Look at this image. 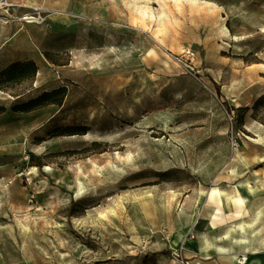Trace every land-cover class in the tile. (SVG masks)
Returning <instances> with one entry per match:
<instances>
[{"label":"rangeland","instance_id":"1","mask_svg":"<svg viewBox=\"0 0 264 264\" xmlns=\"http://www.w3.org/2000/svg\"><path fill=\"white\" fill-rule=\"evenodd\" d=\"M10 1L0 61L38 70L0 87V264H199L202 197L264 121V0Z\"/></svg>","mask_w":264,"mask_h":264},{"label":"crops","instance_id":"2","mask_svg":"<svg viewBox=\"0 0 264 264\" xmlns=\"http://www.w3.org/2000/svg\"><path fill=\"white\" fill-rule=\"evenodd\" d=\"M9 64L0 61V71ZM249 89L250 96L260 97L264 83ZM246 127L254 129L249 130L253 140L244 141L241 154L226 158L202 197L197 229L188 243L199 264H264V121H248ZM241 256H247L243 263Z\"/></svg>","mask_w":264,"mask_h":264},{"label":"trees","instance_id":"3","mask_svg":"<svg viewBox=\"0 0 264 264\" xmlns=\"http://www.w3.org/2000/svg\"><path fill=\"white\" fill-rule=\"evenodd\" d=\"M37 70L38 67L34 60H17L11 62L7 67L0 71V87L2 85V82L22 81L28 78H32L35 76ZM66 91V86H60L50 91H45L34 98L14 105L13 109L18 111H30L36 107L50 103L62 105L66 95ZM263 97L264 94L260 96L256 103H259V101L263 99ZM5 109L6 107L4 105H0V112L4 111Z\"/></svg>","mask_w":264,"mask_h":264},{"label":"built area","instance_id":"4","mask_svg":"<svg viewBox=\"0 0 264 264\" xmlns=\"http://www.w3.org/2000/svg\"><path fill=\"white\" fill-rule=\"evenodd\" d=\"M14 4L10 1V0H0V10H5L6 13L9 14V9L13 6ZM7 14V15H8ZM10 15V14H9ZM9 16H6V17H3V18H6L7 20L10 21L11 18H8ZM8 21V22H9ZM232 144L233 146L237 147L239 146V142L235 139V138H232ZM246 260V257L245 256H242L240 258V263H243L245 262Z\"/></svg>","mask_w":264,"mask_h":264},{"label":"bare ground","instance_id":"5","mask_svg":"<svg viewBox=\"0 0 264 264\" xmlns=\"http://www.w3.org/2000/svg\"><path fill=\"white\" fill-rule=\"evenodd\" d=\"M23 19L27 20L30 23H33V22L40 23L39 19L36 16H32V15L25 16L23 17ZM0 21L2 23H8L9 20H7L6 18L0 17Z\"/></svg>","mask_w":264,"mask_h":264}]
</instances>
